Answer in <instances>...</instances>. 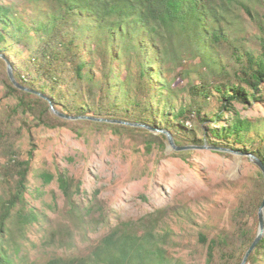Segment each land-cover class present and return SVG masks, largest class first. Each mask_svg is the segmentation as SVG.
<instances>
[{"label": "trees", "instance_id": "1", "mask_svg": "<svg viewBox=\"0 0 264 264\" xmlns=\"http://www.w3.org/2000/svg\"><path fill=\"white\" fill-rule=\"evenodd\" d=\"M260 7L263 10L258 13L256 8ZM11 8L0 5V54L10 58L13 76L22 87L33 89L41 81L40 94L32 95V92L18 89L8 74L5 85L11 94L17 96V107L25 114L35 116L38 125L55 128L60 124L62 118L46 116L45 111H50L49 102H52L54 109L59 106V112L67 116L155 124L170 132L178 146H185L188 142L226 149L238 146L264 164V133H257L259 129L264 130V117L253 120L243 116L236 107L241 105L247 109L261 98L258 93L264 83V0H53L52 6H46L51 12L46 21L32 16L33 25L27 23L26 15ZM236 9L244 11L258 25V56L242 49L240 44L246 41L244 36L232 35L240 24ZM33 37H36L34 49L31 46ZM82 44H92L94 47H88V53L102 59L106 73L100 79L89 73L91 63L83 57ZM12 45L34 50L33 57L28 58L32 66L26 70L33 78L21 77L23 68L13 65ZM116 49L123 55L120 60L126 71L123 80L112 77L107 66L110 58L116 60L115 55L109 56ZM228 49L235 65L232 70L219 56V53L227 54ZM130 54L135 60L134 73L129 65ZM183 57L198 59L197 65L204 67L208 75L200 72V81L188 86L189 101H182L175 109L171 102L177 100V95L166 82V77L173 70L169 61L183 65L180 62ZM65 75L73 79L75 91L72 94L66 92V96L61 97L55 88L66 82ZM115 87L122 95L110 101L111 89ZM83 93L90 103H81L80 94ZM73 95L77 98H71ZM164 97L168 102L163 101L161 113H157L153 106L157 108ZM152 99L156 100L152 102ZM192 118L201 124L217 126L207 127L203 139L178 140L177 136L184 139L194 136L192 130L182 131L187 129L184 125L189 126L187 121ZM84 120L114 130L149 131L144 127ZM161 136L167 139L165 134ZM151 146V143L145 144V150L150 151ZM11 151L3 166L5 174L9 173L6 181L8 196L0 194V264H17L4 247L5 234L43 219L33 212L24 197L31 156L19 161L13 148ZM188 151H179L177 155L184 157ZM44 177L45 183L54 179L52 174ZM56 180L68 203L65 217L74 228L84 230L98 221V225L105 224L108 230L81 255L53 256L38 264H167L163 245L168 242L170 232L160 234L157 230V227L162 228L159 222L162 214H167L165 209L136 221H119L110 226L103 212L95 215L96 209H101L96 194L91 195L88 207L75 201L82 194L81 180L62 172L58 173ZM256 191L257 194L244 198L235 210L234 219L239 226L234 233L221 232L210 240L199 235V242L207 244V264H211L216 256L222 264H240L256 236L250 234L246 225L248 216L257 215L264 195L260 170ZM55 240L59 246H71L69 225L58 224L43 242L48 245ZM262 256L264 237L250 254L247 264H258Z\"/></svg>", "mask_w": 264, "mask_h": 264}, {"label": "rangeland", "instance_id": "2", "mask_svg": "<svg viewBox=\"0 0 264 264\" xmlns=\"http://www.w3.org/2000/svg\"><path fill=\"white\" fill-rule=\"evenodd\" d=\"M0 5L12 7V10L26 15L27 23L33 25L30 18L32 16L46 21L47 15L51 14L46 6H52L53 0H0ZM256 9L261 13L263 7ZM235 14L240 24L236 26L238 31L232 35L239 38L244 36L246 41L241 42L242 49L258 56V25L242 10L236 9ZM33 38L31 46L34 49L36 37ZM88 47L92 49L94 46L82 44L81 52L85 61L91 63L89 73L95 79H100L106 73L102 59L96 54H89ZM33 49L30 51L21 45L11 46L13 65L23 68L21 77L33 78L26 71L32 66L28 58L33 57ZM109 56L116 57L114 61L110 58L107 65L111 76L123 80L126 74L120 64L123 55L116 49ZM219 56L232 70L231 67L235 65L230 49L227 54L219 53ZM130 57L129 65L133 67L131 71L134 73L135 60H132L133 55L130 54ZM6 60L10 63V58L0 54V194L8 196L9 186L6 181L9 173L5 174L3 166L6 164V156L12 152L11 149H14L19 161L31 156L24 197L33 212L43 218L20 230L13 229L10 234H5L4 247L15 263L38 264L53 256L81 255L108 230L105 224L98 225V221L84 230L72 226L65 217L68 203L56 180L59 172L81 180L82 194L75 198L81 206L88 207L91 195H97V203L102 211L96 209L95 215L103 212L110 226L119 221H136L140 217L165 209L167 214H162L159 222V227L162 228L157 227V230L160 234L170 232L168 242L163 245L167 264H207V244L199 242V235L203 234L210 240L221 232L236 231L239 222L234 219L235 210L244 198L246 200L257 194L259 172L240 147L224 152L194 149L180 157L177 151L166 149L167 139L160 132L114 130L84 119H61L55 128L40 126L35 116L25 114L17 107V96L7 89ZM180 62L185 66L169 61L173 70L166 77V82L177 95V100L171 102L175 109H178L182 101H189L188 86L200 81V72L208 75L204 67L197 65L196 58L189 60L183 57ZM65 76L66 82L55 88L61 97L64 94L66 96V92L72 94L75 91L73 79ZM40 85L41 81L31 89L34 94H40ZM117 87L111 89L110 101L122 95ZM154 93L155 91L152 92ZM258 94L261 96L260 100L249 108L236 106L243 116H249L253 120L264 117V83ZM80 96L81 103H90L86 93ZM71 98H77V95ZM155 100L152 99V102ZM160 101L157 108L152 105L157 113H161V107L168 102L165 97ZM55 110L60 111V107ZM45 112L48 118H56L51 110ZM187 122L189 126L184 125L187 129L184 128L183 133L192 130L194 136L191 135L188 139L177 136L178 140L187 142L191 139H203L207 127L212 129L217 126L212 123L201 124L193 118ZM149 126L161 130L155 124ZM257 133L261 135L264 130L259 129ZM147 143L152 144L150 151L145 150ZM187 145L191 143L188 142ZM47 174L54 175L50 183H45L44 176ZM61 223L69 225L71 246H59L57 240L46 245L43 241L48 233ZM246 228L251 235H256L257 215L247 217ZM262 258H259L258 264H264V256ZM211 264H222V261L216 256Z\"/></svg>", "mask_w": 264, "mask_h": 264}, {"label": "water", "instance_id": "3", "mask_svg": "<svg viewBox=\"0 0 264 264\" xmlns=\"http://www.w3.org/2000/svg\"><path fill=\"white\" fill-rule=\"evenodd\" d=\"M6 68H7V74L9 76V79L14 84L15 87H17L18 89H22L24 91H27V92H32V93L34 92L31 89H28L26 87H22L21 85H19L16 82V80L13 76L12 67L7 60H6ZM49 105H50V110L56 116H58L62 119H88V120H92V121H96V122L118 123V124L130 125V126H134V127H144L152 133L160 132V133L166 135V138H167L166 149L167 150L172 149V150L177 151V152L194 150V149H209V150H216V151H223V152L224 151H230L229 149H226V148H218V147H212V146L208 147L205 145H203V146H192V145L178 146V145H176L173 136L167 130H158V129H154V128L150 127L149 125H146V124L129 123V122L118 121V120H106V119L94 118V117H88V116L70 117V116H67V115L55 110L52 102H49ZM246 155L251 160V162L260 170V172L262 173L263 179H264V164L262 163V161L252 154H246ZM257 219H258V229H257V233H255L256 236H255L254 240L252 241L251 245L249 246V248L246 250L245 254L243 255L240 264H246L247 263V260L250 256V254L253 252L256 245L259 243V241L264 237V195H263L262 201L258 207Z\"/></svg>", "mask_w": 264, "mask_h": 264}]
</instances>
